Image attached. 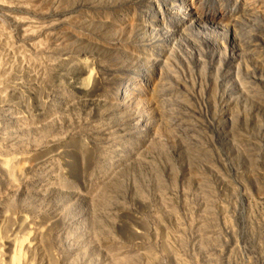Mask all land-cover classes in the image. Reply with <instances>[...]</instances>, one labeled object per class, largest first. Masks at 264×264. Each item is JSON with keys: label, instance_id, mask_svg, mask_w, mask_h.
<instances>
[{"label": "rangeland", "instance_id": "1", "mask_svg": "<svg viewBox=\"0 0 264 264\" xmlns=\"http://www.w3.org/2000/svg\"><path fill=\"white\" fill-rule=\"evenodd\" d=\"M0 156V264H264V0H0Z\"/></svg>", "mask_w": 264, "mask_h": 264}, {"label": "bare ground", "instance_id": "2", "mask_svg": "<svg viewBox=\"0 0 264 264\" xmlns=\"http://www.w3.org/2000/svg\"><path fill=\"white\" fill-rule=\"evenodd\" d=\"M19 26H20V28H21V32H22V34H25V28H24V24L22 23V22H20L19 23ZM143 77V76H142ZM130 84V83H129ZM11 163H13V161H11V160H8V159H6V158H4V157H1L0 156V166L3 168V169H5L6 167H8ZM7 169V168H6ZM19 192V191H18Z\"/></svg>", "mask_w": 264, "mask_h": 264}]
</instances>
